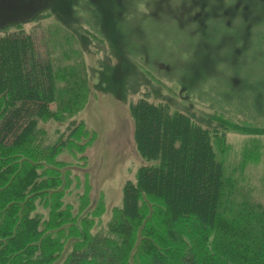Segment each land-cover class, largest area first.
Instances as JSON below:
<instances>
[{"label":"trees","instance_id":"16d2710c","mask_svg":"<svg viewBox=\"0 0 264 264\" xmlns=\"http://www.w3.org/2000/svg\"><path fill=\"white\" fill-rule=\"evenodd\" d=\"M53 29L45 41L21 26L0 35V264H53L66 251L63 264H264V200L240 174L258 150L230 161L224 133L264 128L218 116L211 129L146 97L131 106L134 139L155 164L93 233L105 206H92L81 169L96 135L76 118L88 75L76 35ZM47 119L66 124L54 141Z\"/></svg>","mask_w":264,"mask_h":264},{"label":"rangeland","instance_id":"374dc122","mask_svg":"<svg viewBox=\"0 0 264 264\" xmlns=\"http://www.w3.org/2000/svg\"><path fill=\"white\" fill-rule=\"evenodd\" d=\"M17 26L42 41L48 28L76 35L90 88L76 118L96 135L81 170L92 206H105L93 233L105 231L122 206L124 185L155 164L134 139L131 106L139 99L211 129L218 116L264 128V0H0V35ZM39 125L51 141L66 127L54 119ZM224 133L230 161L242 162L247 147L258 150L240 174L264 200V134Z\"/></svg>","mask_w":264,"mask_h":264}]
</instances>
